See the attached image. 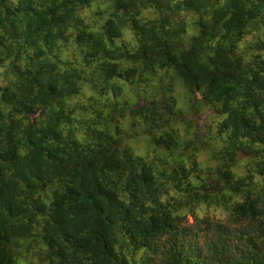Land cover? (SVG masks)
Returning a JSON list of instances; mask_svg holds the SVG:
<instances>
[{
    "label": "clouds",
    "instance_id": "obj_1",
    "mask_svg": "<svg viewBox=\"0 0 264 264\" xmlns=\"http://www.w3.org/2000/svg\"><path fill=\"white\" fill-rule=\"evenodd\" d=\"M0 180L5 264H264V0H0Z\"/></svg>",
    "mask_w": 264,
    "mask_h": 264
},
{
    "label": "trees",
    "instance_id": "obj_2",
    "mask_svg": "<svg viewBox=\"0 0 264 264\" xmlns=\"http://www.w3.org/2000/svg\"><path fill=\"white\" fill-rule=\"evenodd\" d=\"M195 66V65H194ZM206 70V69H205ZM37 157H39V152H37ZM21 172L23 173L26 169L29 171L32 170H38V165L36 161H32L27 165L21 164L19 165ZM3 181L0 180V209L8 207L7 203L5 202L4 198V192H3ZM93 195H96V193H93ZM22 213L19 210L13 211L12 215H21ZM4 227V217L2 214H0V231L3 230ZM0 264H5V258L2 253H0Z\"/></svg>",
    "mask_w": 264,
    "mask_h": 264
}]
</instances>
